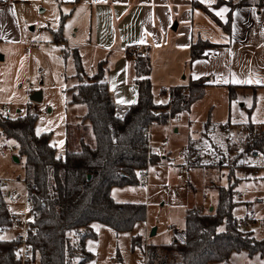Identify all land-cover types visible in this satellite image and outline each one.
<instances>
[{
  "label": "trees",
  "instance_id": "16d2710c",
  "mask_svg": "<svg viewBox=\"0 0 264 264\" xmlns=\"http://www.w3.org/2000/svg\"><path fill=\"white\" fill-rule=\"evenodd\" d=\"M192 1L228 34L232 33L233 12L237 7L264 5V0H216L213 7L222 4L230 7L228 19L224 22L211 11V7L199 0ZM217 46L199 38L192 44L190 62L206 58V50ZM128 55L135 60L138 101L123 112L119 111L109 88L106 61L99 63L95 74L88 75L81 55L75 49L79 83L69 89L72 93L70 103L86 104L87 111L80 122L68 127L64 156L57 154L51 133L37 134L38 115L30 111V106L25 113L14 117L0 112V138L14 142L12 160L16 162L15 155L19 158L16 163L23 164V177L35 185L32 197L37 212L34 223L37 232L30 236L33 254L29 261L38 257L41 264H73L72 258L80 257L77 264H83L92 257L85 242L97 236L92 228L94 222L122 232L146 220L145 204L116 201L111 194L112 188L140 182L139 171L148 160L144 130L153 123H167L169 115L164 110L169 105L172 117L189 113L192 104L204 95L208 78L192 80L188 86L169 87L165 89L168 102L157 103L150 57ZM233 89L234 85H230L231 98L235 97ZM246 127L248 148H258L264 154V124L257 126L250 122ZM76 133H80L77 143ZM151 158L154 162L160 160L156 154ZM89 173L92 174L90 179L87 177ZM236 183L219 187V200L213 212L201 213L194 208L187 211L184 239L166 244L151 243L147 263H228L234 252L241 251H246L249 256H264L263 239L257 238L252 230L242 229L241 221H246V217L235 215ZM3 201L0 188V229L12 221ZM0 237L4 236L0 234ZM15 245L12 235L0 239V264H20Z\"/></svg>",
  "mask_w": 264,
  "mask_h": 264
},
{
  "label": "rangeland",
  "instance_id": "374dc122",
  "mask_svg": "<svg viewBox=\"0 0 264 264\" xmlns=\"http://www.w3.org/2000/svg\"><path fill=\"white\" fill-rule=\"evenodd\" d=\"M28 1H12L21 3L18 10L20 24L23 26L21 39L15 41L0 38V107H7L6 115L14 117L18 113H25L30 106V111L38 115L36 132L39 130V134L51 133V142L57 148V154L64 156L68 127L80 122L87 111L86 104L70 103L72 93L69 89L79 83L74 51L76 49L80 52L72 45L75 31L72 21L66 15L72 9V4L61 0H45L41 5L37 6L34 1L29 6L26 4ZM79 54L82 56V53ZM99 62L96 54L84 55L82 58L84 69L89 75L97 72ZM128 72V81L131 82L132 78H136L133 64ZM156 86L158 91L162 88ZM35 92H41L38 101L31 98ZM205 92L204 97L195 102L191 114H183L181 134L175 135L171 128L164 129L170 139L167 148L171 150V154L160 162L171 165H154L150 169L148 188L142 181L135 185L112 188L111 194L116 201L145 204L146 220L136 223L133 229L122 232L101 222H94L92 228L97 236L88 238L85 242V248L92 257L83 264H146L151 243L166 244L175 239H183L187 210L217 198L216 192L208 185V196H202L207 176L203 169L183 171L181 165L189 160L207 165V170H204L208 174L212 171L220 174L222 185H229L230 174L237 181L242 180L239 187L242 196L237 192L234 198L240 202L234 211L238 218H243L251 211L258 214V219L263 215L264 170L250 176L242 169L245 152L258 149L248 148L246 126L250 122L257 126L264 124V86H237L234 98L229 97L222 86L205 88ZM157 98L161 99L158 95ZM118 107L122 108L120 105ZM128 107L124 106L126 109ZM225 123L229 125L227 128L222 126ZM162 125L165 124L153 123L152 130L155 126ZM75 135L77 143L80 133ZM188 135L191 138L202 137L201 143L196 141L200 139L198 138L189 144ZM13 143L0 138V147L8 145L9 148L8 156L0 155V178L15 179L24 176L23 164L12 160ZM196 152L201 158L200 154L207 155L208 158L196 160ZM255 223L250 221L249 230L260 239L264 237V233L260 225ZM146 226L147 230L157 227V235L151 236V231L146 232ZM135 239L138 240L137 243L134 242ZM72 260L73 264H77L80 257H73ZM27 264L41 263L37 257ZM211 264H264V258L260 254L249 256L246 251H241L234 252L228 263Z\"/></svg>",
  "mask_w": 264,
  "mask_h": 264
},
{
  "label": "crops",
  "instance_id": "0c3cea01",
  "mask_svg": "<svg viewBox=\"0 0 264 264\" xmlns=\"http://www.w3.org/2000/svg\"><path fill=\"white\" fill-rule=\"evenodd\" d=\"M12 1L0 0V38L19 41L23 34V26L18 16L21 3ZM34 1L37 2V6L45 2L29 0L26 4L31 6ZM61 2L72 4V9L66 15L72 21L75 31L72 45L82 53L81 58H84V55L96 54L100 62L106 61L107 82L115 102L122 107H118L119 111L125 112L124 106H130L133 104L132 101L135 103L138 101V86L133 82L134 78L129 82L128 72L132 64L134 67L135 60L127 54L129 47L138 44H146L149 47V57L152 61L151 80L157 103L168 102L165 89L172 86H188L192 80L203 77L210 78L206 88L225 87L229 97L230 85H234V94L236 87L240 85L264 86V5L237 7L233 12L232 33L228 34L204 9L194 6L192 0H61ZM203 4L211 7L215 15L221 7L230 9L227 4L213 7L214 4L207 3V0ZM228 13L223 18L218 17L226 22ZM199 38L218 46L208 48L206 58L190 62L192 44ZM249 79L253 82H233ZM257 80L261 82L256 83ZM155 86L162 87L160 92ZM157 95L160 96V100ZM180 117L181 119L172 126H155L152 130L154 137L159 141L165 139L170 141L164 130L167 128H171L175 135L181 134L180 123L184 120L183 114ZM222 126L227 128L229 125L225 123ZM188 137L189 144L198 138L200 139L196 141L201 143L202 137L191 138V135ZM154 151L159 152L157 145ZM161 153L162 158L166 159L170 156L171 150L165 146ZM200 155L202 158L196 152V160L203 161V158H208L207 155V157ZM203 172L207 175L205 187L208 185L214 190L217 198L194 209L201 213H210L216 209L219 187L225 185L221 184L220 174L215 171L210 174L206 170ZM230 179L229 183L237 182L234 198L237 192L242 196L239 191L242 180L237 181L234 175ZM204 191L207 190L203 189L202 196ZM207 196L208 193L204 197ZM237 200L235 199V202H238V206L240 202ZM145 231L151 230L149 228L147 230L146 226ZM157 233L158 228L155 235Z\"/></svg>",
  "mask_w": 264,
  "mask_h": 264
},
{
  "label": "built area",
  "instance_id": "2783aa9c",
  "mask_svg": "<svg viewBox=\"0 0 264 264\" xmlns=\"http://www.w3.org/2000/svg\"><path fill=\"white\" fill-rule=\"evenodd\" d=\"M6 2L12 0H5ZM127 53L136 56V57H144L149 56V47L146 44H138L133 45L127 49ZM183 92H186L184 89ZM0 112L7 113V107H0ZM169 115L167 123H165L166 127L172 125V123L179 121L181 119L180 116H176L175 118L171 116V106L169 105L166 111ZM153 124H150L145 130L144 135L147 138V147H148V160L146 165L139 171V179L146 185V188L149 186L150 180V169L154 165L166 166L171 165L170 163L160 162V160L164 161L162 158V151L165 146L170 144L168 139H165L161 142L155 140L152 133ZM157 145L159 148V152L154 151V147ZM8 145H4L0 147V155L2 157L8 156ZM159 155L160 160L158 162L152 161L153 155ZM244 172H248L251 174L257 175L260 170H264V154L258 149H249L245 152L244 155ZM181 167L183 171L190 172L192 169H206L207 165L202 163H197L194 160H189L186 163L182 164ZM219 167V166H216ZM0 188L3 192L4 201L3 206L10 212L12 215L11 223L0 229L1 236L12 235V237L16 241L15 250L17 254V258L20 260L21 264H27L29 259H31L33 251L32 244L30 242L31 234H35L37 232V227L35 226V220L37 216V212L34 209V200L32 197V190L35 188V185L25 179L15 178V179H4L0 178ZM206 189V187H205ZM203 195H207V191L203 192ZM258 214L256 212L251 211L246 216L247 221H241V227L245 231L249 230L250 221L256 222L255 224L260 225V229L264 232V213L258 219ZM260 220V221H259ZM254 224V223H253ZM264 241V238H263ZM264 258V256H262ZM148 264V263H146Z\"/></svg>",
  "mask_w": 264,
  "mask_h": 264
},
{
  "label": "snow or ice",
  "instance_id": "6c2138e0",
  "mask_svg": "<svg viewBox=\"0 0 264 264\" xmlns=\"http://www.w3.org/2000/svg\"><path fill=\"white\" fill-rule=\"evenodd\" d=\"M201 3H205V0H200ZM216 2V0H207V3L209 4H214ZM230 11V9L228 7H221L219 9V11L216 12V15L223 18L225 16L226 13H228ZM237 15H239L237 13ZM227 82V81H225ZM235 83H252L253 81L251 79L249 80H245V81H233ZM256 83H260L261 81L257 80L255 81ZM120 103H124V101H119ZM132 103H135V101H132ZM160 103H163V101H161ZM37 134L39 135V130L37 131ZM63 144V142L61 141V145ZM220 231H223V229H220ZM0 239H4V237H0Z\"/></svg>",
  "mask_w": 264,
  "mask_h": 264
},
{
  "label": "water",
  "instance_id": "95a60500",
  "mask_svg": "<svg viewBox=\"0 0 264 264\" xmlns=\"http://www.w3.org/2000/svg\"><path fill=\"white\" fill-rule=\"evenodd\" d=\"M40 97H41V92H35L31 96L32 100H36V101H38L40 99ZM13 158H14V160L16 162H19V158L16 155ZM87 177H88V179H90L92 177V174L89 173ZM156 232H157V227H153L152 230H151V232H150V235L151 236H154L156 234Z\"/></svg>",
  "mask_w": 264,
  "mask_h": 264
}]
</instances>
